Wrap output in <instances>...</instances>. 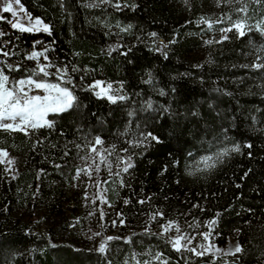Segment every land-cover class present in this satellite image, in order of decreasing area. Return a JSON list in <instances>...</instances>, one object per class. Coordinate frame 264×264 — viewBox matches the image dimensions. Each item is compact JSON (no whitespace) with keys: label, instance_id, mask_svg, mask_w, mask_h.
I'll return each mask as SVG.
<instances>
[{"label":"trees","instance_id":"1","mask_svg":"<svg viewBox=\"0 0 264 264\" xmlns=\"http://www.w3.org/2000/svg\"><path fill=\"white\" fill-rule=\"evenodd\" d=\"M20 2L48 24L51 34L21 32L0 20V50L9 53L0 54V68L10 82L32 73L28 54L46 43L50 61L68 68L71 83L65 85L77 99L72 109L49 115L50 128L29 129L28 135L0 130V149L12 161L7 170L0 163V264H264V69L245 67L264 63V35L219 31L229 25L227 19L212 28L201 23L235 20L240 5L223 0ZM247 4L248 23L261 22L264 3ZM225 35L227 40L216 42ZM17 66L18 71H8ZM94 79L118 84L125 99L112 103L98 97L84 85ZM149 132L160 142L129 144ZM97 136L134 165L107 181L112 215L103 214L102 226L114 220L121 235L109 241L103 232L93 249L52 243L53 233L34 232L33 218L24 222L18 215L37 204L53 210L61 193L56 181L66 175L73 179L76 159ZM234 144L240 152L215 168L188 171L198 158ZM168 221L182 234L193 229L200 236L177 251L169 236L154 229ZM204 234L218 246L234 235L242 251L204 253Z\"/></svg>","mask_w":264,"mask_h":264},{"label":"snow or ice","instance_id":"2","mask_svg":"<svg viewBox=\"0 0 264 264\" xmlns=\"http://www.w3.org/2000/svg\"><path fill=\"white\" fill-rule=\"evenodd\" d=\"M103 2H109V0H103ZM223 2L228 4H239L240 7L235 8L234 11L237 13V18L232 20L229 16L227 18L221 17L215 22L208 21L206 19H202L201 23L207 24L209 28L213 27V23H224L225 19L230 21L229 25L225 28L219 29L221 32H231L233 30L236 31L237 35L243 37L246 32L251 31H261V34L264 35V28H262V23H264V17L261 18V22H257L256 24L248 23L250 19L247 16V0H223ZM257 3H264V0H256ZM15 4L19 5L20 9L24 11L23 5L20 0H15ZM116 7H120L119 4L115 5ZM5 13H10L13 17H17L18 13L14 11L13 4L11 2L7 3L3 8ZM0 20H5L6 22L11 23V21L7 20V17H0ZM28 20L33 27H26L24 24L20 23V19H17L16 23H12L11 26L14 29H18L21 32H30L33 31V28L36 25L43 24V21L39 18H36L33 22L31 16H28ZM127 30V29H125ZM43 31L50 33V28L48 25H43ZM4 33H0V36H3ZM155 37L156 33L151 34ZM228 36H223L221 41H216L217 43L222 42L223 40H227ZM207 43L211 44L212 41H207ZM264 50V49H262ZM0 54L4 56H9L8 52H3L0 50ZM126 54V53H124ZM43 53L33 52L31 55L27 57V59H38L42 56ZM47 61L48 57H44ZM264 59V58H260ZM245 67H251L254 69H264V63L256 62L252 65H246ZM49 68H55L56 72L51 73L48 71ZM19 66L16 68L8 67V71H18ZM41 76V79H35L36 76ZM55 75L58 83L50 82V78ZM68 75L67 68H61L51 61L47 64H38L37 70H34L32 74H30L26 78L14 80L10 82L9 75L5 74L4 69L0 68V130L5 131H21L25 135H28L29 129L35 130L42 127H52V122L46 119V116L49 113H61L72 109L75 106L76 96L73 93V90L64 87L65 83H71L70 79L65 80V77ZM92 89H100V91L96 92V95L100 98H106L112 102L116 103L117 100H124L125 97L123 95H118L116 92L112 91V85L108 84L106 88L103 86V83L100 81H96L93 85L89 86ZM41 91L44 95H32L33 91ZM101 93H104V96H101ZM151 107V105H148ZM142 139H138L136 141H129L131 146H139L140 144L148 141L149 139L156 141L159 143L158 137L154 136L152 133H141ZM104 141L99 137H95L94 140L88 142V147L90 153H94L95 155L91 157L92 164L95 165V171L100 170V165H104L109 173L112 172L113 162L109 159L110 156L113 155L112 150H106L107 154L104 151H97V146L103 145ZM246 147H251L250 144L245 145ZM123 151L127 152V149ZM239 153L240 145L234 144L231 147L223 146L217 147V150L213 154L204 155L198 160V165H203V168H198L200 171L213 169L216 167L217 162L223 163L225 157L229 156L231 153ZM250 155V153H249ZM8 153L6 150L0 149V157H7ZM87 160L88 157H85ZM116 167L120 168L121 165L122 171L127 173L130 168L134 167L131 163V157L129 156L127 159L117 156L116 157ZM12 163V161H8ZM0 163H3V159H0ZM92 169H79V172H84L89 177L91 176ZM119 175V172L116 173ZM102 202L104 201L103 194L101 193L98 196ZM93 203H96V199H93ZM143 203L144 201H140ZM161 217L163 214H160ZM155 218V217H153ZM214 223V221L210 222ZM174 225V222L169 221L166 225H163L164 232H167ZM176 231L179 233L180 229L176 226ZM115 239L113 237H109L108 240L111 241ZM190 239L184 235H177L174 240L171 241L173 247L180 251L181 242ZM204 239H208V235L204 234ZM126 242H131L126 241ZM190 251L196 252L195 248L189 249ZM100 253L106 252V245L102 244L99 248ZM242 251L240 246L235 248V253H239ZM198 255H202L203 253H197ZM161 254H157V259H159ZM144 264H148V262H144Z\"/></svg>","mask_w":264,"mask_h":264},{"label":"rangeland","instance_id":"3","mask_svg":"<svg viewBox=\"0 0 264 264\" xmlns=\"http://www.w3.org/2000/svg\"><path fill=\"white\" fill-rule=\"evenodd\" d=\"M9 2L13 4L14 11L18 13L17 17H13L10 13H8L7 20L11 21V23L8 22L10 28H13L11 24L16 23L18 18L20 19V23L24 24L26 27H33V25L30 24L28 20V16L31 15L26 11L24 6V11H22L19 5L15 4V0H0V17H5L3 16V14L5 13L3 11V8ZM31 17L33 19V22L36 18H39L35 16ZM45 24L48 25L46 22L43 21V24L36 25L33 28V31H43V25ZM47 48L48 45L46 43H38L28 54L29 56L33 52L43 53V55L40 56L38 59L30 60L33 66H35L34 70H37L38 64H47L50 61L49 57L47 61L44 59L45 56L47 57ZM48 71L51 73H55L56 69L49 68ZM67 73L69 75L68 68ZM30 74L19 77L16 80L26 78ZM52 77H54V79L50 78V82H59L56 80L55 75H53ZM34 78L41 79L42 77L38 75ZM66 78L67 76L65 77V80ZM96 81L102 82L105 88L108 84H111L112 91L116 92L118 95H122L118 84L108 82L103 79H94L84 85L90 88L89 86L93 85ZM63 86L67 87L65 84ZM90 89L95 94L96 92L100 91V89L98 88ZM31 94L44 95L43 92L38 90L33 91ZM101 96H104V93H101ZM50 114L52 113H49L46 116V119L48 121H50ZM106 150L111 149L105 143H103V145L101 146H97V151H104L105 154H107ZM94 155V153H90L89 147L86 148L82 155L76 159L75 165L77 166V170L76 174L73 176V179L71 181H68V176L66 175L64 178H60L58 181H56V184H58L59 186L58 188L61 190V193L54 197V203L56 204L55 208L58 209L56 213L54 210L55 208L50 211L42 207L40 204H37V206L33 207L32 210L28 208L26 210H23L21 215H18L19 217H22L21 219L24 220V222H28L29 219L33 218L36 224L34 232H44L48 230L54 234L52 238V243L63 242L70 244L77 249H93L97 247L103 232L108 237L121 235L119 234L120 231L114 224V220L112 221V225L110 227H103L102 217L104 213L107 215H112V212L110 210V203L107 199V181L118 176L116 175V173L119 172L120 174L122 172L121 169L123 167V165H121L120 168L116 167V157L120 156L127 159L129 156H125L121 153L113 151V155L109 157V159L113 162L112 172L109 173L108 169L102 164L100 165L101 169L99 170V172L95 171V165H93L91 161V157ZM85 157H88V159L86 160ZM200 158L188 165L187 169L189 172H194L197 171L198 168H203V165H198L197 163ZM0 159H3V163L1 164L6 170L11 168L12 163L8 162L11 161V157L9 155L7 157H0ZM89 168L92 169L90 177L84 172H79V175H77L79 169ZM101 193L103 194L105 202H102L101 199L98 198ZM93 199H96V203L92 202ZM168 222L157 223L154 229L162 231L166 236H169L172 240H174L177 235H184L190 238L182 241L180 247H191L193 242L200 236V232L197 231L193 233V229L190 232L187 231L185 234H182L181 230L178 233L176 231L177 225L175 223L169 231L164 232L162 226L166 225ZM237 246L239 245L234 235H230L227 238V242L224 246L216 245L208 236V239H204L203 241L202 250L204 253L212 254L215 256H228L233 255Z\"/></svg>","mask_w":264,"mask_h":264}]
</instances>
